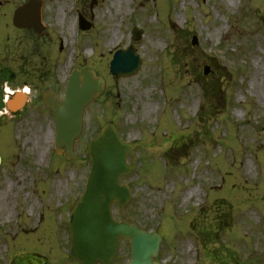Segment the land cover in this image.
<instances>
[{
  "label": "rangeland",
  "instance_id": "obj_1",
  "mask_svg": "<svg viewBox=\"0 0 264 264\" xmlns=\"http://www.w3.org/2000/svg\"><path fill=\"white\" fill-rule=\"evenodd\" d=\"M28 1L0 0L7 14L0 12V18ZM41 1L47 33L35 37L62 42L64 64L94 69L107 89L85 112L75 162L53 155L50 118L7 123L27 160L0 171V179L10 173L20 194V211L0 218V236L20 252L50 249L55 257L52 248L66 219L62 197L68 193L71 202L81 190L89 169L86 144L112 122L124 140L136 142L128 157L134 170L121 179L132 186L133 197L129 206L114 208L117 220L157 231L163 243L188 249V259L202 248L207 254L202 263L264 264V72L256 75L254 65L259 62L264 70V0H237L234 6L226 0H129V8L123 5L117 14L116 0H98L97 6L94 0ZM79 15L89 30L78 28ZM109 16L115 20L109 22ZM134 28L142 35L133 42ZM18 35L21 51H30L33 36ZM157 41L155 50L151 44ZM129 45L140 70L113 78L108 62ZM247 164L253 170L244 176ZM59 189L63 195L55 194ZM38 199L43 208L32 222L30 210L39 208ZM120 248L124 262L128 248ZM7 251L0 240V259ZM65 262L74 264L66 257Z\"/></svg>",
  "mask_w": 264,
  "mask_h": 264
},
{
  "label": "water",
  "instance_id": "obj_2",
  "mask_svg": "<svg viewBox=\"0 0 264 264\" xmlns=\"http://www.w3.org/2000/svg\"><path fill=\"white\" fill-rule=\"evenodd\" d=\"M40 1H31L15 12L14 24L20 28H33L39 32ZM82 28L88 25L82 23ZM140 31H134V39ZM139 59L134 50L118 51L111 62L110 71L116 77H126L137 72ZM104 90V82L90 70L74 71L69 78L65 97L59 101L45 96L44 102L55 121L59 153L64 150L68 159L74 157V145L83 129V114L89 104ZM89 174L84 192L72 210L68 223L71 259L79 264H111L117 255L118 243L125 240L130 245V264H153L161 241L155 233L113 218L112 206L125 207L131 199L130 188L120 184V178L132 168L127 155L133 150L123 142L116 128L105 124L88 145Z\"/></svg>",
  "mask_w": 264,
  "mask_h": 264
},
{
  "label": "flooded vegetation",
  "instance_id": "obj_3",
  "mask_svg": "<svg viewBox=\"0 0 264 264\" xmlns=\"http://www.w3.org/2000/svg\"><path fill=\"white\" fill-rule=\"evenodd\" d=\"M99 1L94 0L93 4L98 5ZM0 4L1 16H7L2 13ZM12 16V15H11ZM11 16L7 19L0 18V171H9L16 163L22 164L27 159L24 154L18 152L12 142L10 131L7 130V123L13 122L15 126L28 118L43 119L52 116L43 103V94L46 90H53L58 96L64 91L67 76L74 66L67 67L63 60V43L60 41L49 42L39 39L37 33L31 30H21L12 25ZM27 32L33 37L30 39L28 46L30 51H21V38L18 34ZM47 33L46 28L41 32V35ZM39 39V40H38ZM26 43V42H25ZM25 43L23 46H25ZM27 46V45H26ZM27 54V55H26ZM25 64V65H24ZM77 67L84 69V67ZM16 94L26 95L25 103L22 107H15L13 110H7L6 102L12 99ZM13 145V146H12ZM16 180L10 177V173L6 175L5 179H0V218L8 217L16 213L17 209L20 211L18 201L20 194L14 192L13 183ZM83 185V184H82ZM51 186L46 190L52 199L54 192L51 191ZM66 188V187H63ZM67 190V189H66ZM57 195H63V190L59 189L55 192ZM10 196V200H6ZM61 208L68 213L69 198L68 193L62 197ZM52 201V200H51ZM11 202L13 204H11ZM39 208H31L30 214L35 221L38 213L43 208L42 201ZM7 206V207H6ZM54 206V205H53ZM56 207V206H54ZM20 213V212H19ZM30 222V224H32ZM3 225H0V232H4ZM25 228V227H24ZM25 231L26 229H21ZM19 230V231H21ZM36 229H29V233H33ZM6 236V235H5ZM4 235L0 236L2 245L8 246V251L1 257L3 264H64L62 252L68 246V229L67 223L62 226L61 240L56 243L52 249L55 250V257L49 254L37 253V251H29L26 256H19L12 251L16 250V245L10 244ZM44 250V249H42ZM18 251V250H16ZM52 251V250H51ZM48 249L47 253L51 252ZM11 254L9 255V253ZM188 249L176 247L169 244H161L157 257L152 262L156 264H207L197 262L196 259H188ZM193 254L191 253V256ZM200 256H207L206 253H201ZM20 257V258H18ZM0 259V260H1ZM129 259L126 260V263ZM125 263V264H126ZM116 264H122L118 260Z\"/></svg>",
  "mask_w": 264,
  "mask_h": 264
},
{
  "label": "bare ground",
  "instance_id": "obj_4",
  "mask_svg": "<svg viewBox=\"0 0 264 264\" xmlns=\"http://www.w3.org/2000/svg\"><path fill=\"white\" fill-rule=\"evenodd\" d=\"M236 1H237V0H226L227 5H229V6H234L235 3H236ZM130 3H131V2H130L129 0H116V14L119 13V12L121 11V8H122L123 5H125V9H128L129 6H130ZM177 17H178V16H177ZM114 20H115L114 17H110V16H109V18H108V21H109V22H113ZM174 24H177V22L174 23ZM117 25H118V24H117ZM173 26H174V25H173ZM117 32H118V30L113 31V37H115V34H116ZM217 32H218V30H217ZM67 33H69V36L72 35V31H68ZM114 40H115V38H113V43L115 42ZM111 43H112L111 41H106V45H110ZM159 45H160V43H159V41H157L156 43L151 44V47H152L153 49L157 50L158 47H159ZM254 65L256 66V75H258L260 72H264V70H263L262 66L259 64V62L254 63ZM147 90H148V89H147ZM148 91H149V90H148ZM37 146L41 147V144L38 142V143H37ZM42 149H43V148H42ZM42 149H41L39 152H37L38 160H41V158H42V156H43V154H44V152H45V150H42ZM243 169H244V173H243L242 175H244V176L247 175V174H249V173H251L252 170H253L248 164L245 165V166L243 167ZM194 193L196 194L197 198L200 197V191L198 192V190H197V191H194ZM190 195H191V194L189 193V196H190ZM198 200H200V198H199ZM185 201H187L186 196H185L184 194H182V204H184Z\"/></svg>",
  "mask_w": 264,
  "mask_h": 264
}]
</instances>
